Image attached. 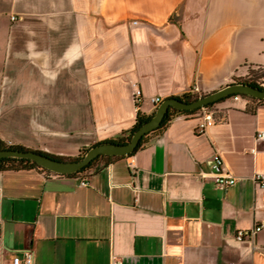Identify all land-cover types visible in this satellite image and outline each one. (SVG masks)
Instances as JSON below:
<instances>
[{"label": "crops", "instance_id": "1", "mask_svg": "<svg viewBox=\"0 0 264 264\" xmlns=\"http://www.w3.org/2000/svg\"><path fill=\"white\" fill-rule=\"evenodd\" d=\"M251 66L264 0H0V139L76 157L153 115L151 97L206 94ZM212 108L204 132L198 113L176 116L84 174L0 171V264L26 248L33 264H264V102ZM214 153L233 185L214 184Z\"/></svg>", "mask_w": 264, "mask_h": 264}, {"label": "water", "instance_id": "2", "mask_svg": "<svg viewBox=\"0 0 264 264\" xmlns=\"http://www.w3.org/2000/svg\"><path fill=\"white\" fill-rule=\"evenodd\" d=\"M232 94H234V96L238 94H245L255 98H264V88L255 87L247 83L232 82L191 101H183L176 97L165 98L155 108L153 115L137 130H135V132H133L130 139L126 143H98L89 147L83 156L78 160L57 159L38 151L13 148L1 149L0 158L13 157L28 159L34 161L41 168L49 170L54 174L75 173L99 155L124 156L132 153L137 147L142 136L159 126L170 106L185 110L204 108L207 104L217 102L218 100Z\"/></svg>", "mask_w": 264, "mask_h": 264}, {"label": "trees", "instance_id": "3", "mask_svg": "<svg viewBox=\"0 0 264 264\" xmlns=\"http://www.w3.org/2000/svg\"><path fill=\"white\" fill-rule=\"evenodd\" d=\"M234 82H241V83H247L250 85H253L255 87H259V88H263L260 84L255 83L253 81L250 80H235ZM204 95V93L202 94H194V93H185L183 94L181 97H176L180 100L183 101H191L194 100L200 96ZM239 96L246 98V99H256L260 102H264V98H255L252 96H248L245 94H238ZM234 96V94L229 95L227 97H231ZM224 97V98H227ZM224 98L218 100L217 102L223 100ZM217 102H213V103H209L207 104L205 107L206 108H211L215 103ZM202 108H197V109H193V110H185V109H178L175 107L170 106L167 110V112L165 113L162 121L160 122L159 126L156 127L154 130L150 131L149 133H146L145 135L142 136V138L140 139L137 147L135 148V150L132 152L134 153L135 151H137L139 148H141L142 146H144L151 135L157 134L159 132H161L171 121V119H173L176 116H180V115H186V116H192L196 113H200ZM152 115H143L140 112H137L136 117H135V122L132 125V127L129 130L123 131L121 132L119 135H117L114 139H110L108 141L105 142H114L117 144H122V143H126L131 135L133 134V132H135V130H137L144 122H146ZM101 143V142H100ZM98 144V143H97ZM21 149V150H29L28 148L22 147V146H18V145H7L5 144L1 139H0V150L1 149ZM31 150V149H30ZM86 150H84L83 152H81L78 156L76 157H69V158H62V157H57L54 155H50V154H46L49 155L53 158H57V159H63V160H78L80 159L83 154L85 153ZM40 152V151H38ZM42 153V152H40ZM130 153V154H132ZM112 157H118V156H111V155H99L96 158H94L89 164H87L86 166H84L83 168H81L79 171L75 172V173H71V174H84L89 172L90 170H97L99 169V160L103 159V164L106 163L107 159L112 158ZM27 168H38L41 170H44L46 172H50L49 170H46L44 168H41L39 165H37L34 161L28 160V159H24V158H13V157H4V158H0V171L2 170H7V169H27ZM52 173V172H50ZM69 175V174H68Z\"/></svg>", "mask_w": 264, "mask_h": 264}, {"label": "built area", "instance_id": "4", "mask_svg": "<svg viewBox=\"0 0 264 264\" xmlns=\"http://www.w3.org/2000/svg\"><path fill=\"white\" fill-rule=\"evenodd\" d=\"M12 20L15 19L14 16L11 17ZM198 91V89H196ZM133 97L135 100V105L137 107V111L139 109L142 95L141 91L138 87H135L133 89ZM235 98L241 97L239 95L233 96ZM151 102L153 103L154 107H157L158 104L162 101V98L160 96H154L150 98ZM199 121L197 124V130L199 132H204L206 128L209 126H212L215 121V111L214 109L211 108H202L199 115H198ZM256 139L261 140L264 139V131H257L256 132ZM209 165L212 169V179L213 182L216 186L225 188L227 186H231L236 182V177L233 176L226 168L224 164V160L222 156L218 153H214L210 158H209ZM253 179L259 187L264 189V175L260 173H255L253 175ZM81 184L86 185L87 181L82 180ZM263 225H256L252 229L248 230H242L239 229L237 230L235 234V239L238 241H242L244 239L251 240L255 233L261 229ZM1 231V230H0ZM9 264H33V251L31 248H26L22 252V256H14Z\"/></svg>", "mask_w": 264, "mask_h": 264}, {"label": "rangeland", "instance_id": "5", "mask_svg": "<svg viewBox=\"0 0 264 264\" xmlns=\"http://www.w3.org/2000/svg\"><path fill=\"white\" fill-rule=\"evenodd\" d=\"M235 80H250L262 86V84H264V67H248L246 68L245 73L240 77L235 78Z\"/></svg>", "mask_w": 264, "mask_h": 264}, {"label": "flooded vegetation", "instance_id": "6", "mask_svg": "<svg viewBox=\"0 0 264 264\" xmlns=\"http://www.w3.org/2000/svg\"><path fill=\"white\" fill-rule=\"evenodd\" d=\"M263 88H264V85L262 84Z\"/></svg>", "mask_w": 264, "mask_h": 264}]
</instances>
